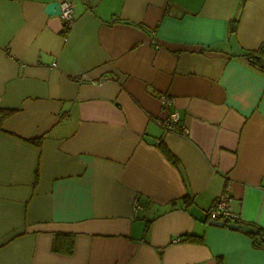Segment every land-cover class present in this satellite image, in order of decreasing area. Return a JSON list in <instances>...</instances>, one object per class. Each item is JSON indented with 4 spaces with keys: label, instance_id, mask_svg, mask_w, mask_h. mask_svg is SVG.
Segmentation results:
<instances>
[{
    "label": "crops",
    "instance_id": "crops-1",
    "mask_svg": "<svg viewBox=\"0 0 264 264\" xmlns=\"http://www.w3.org/2000/svg\"><path fill=\"white\" fill-rule=\"evenodd\" d=\"M53 1L0 0V264H264L206 215L264 229V0Z\"/></svg>",
    "mask_w": 264,
    "mask_h": 264
},
{
    "label": "built area",
    "instance_id": "built-area-1",
    "mask_svg": "<svg viewBox=\"0 0 264 264\" xmlns=\"http://www.w3.org/2000/svg\"><path fill=\"white\" fill-rule=\"evenodd\" d=\"M244 1V0H241ZM74 7L71 0H62L60 2L59 16L63 20V28L70 30L74 26ZM158 99L163 108L168 109L172 104V99L166 93L158 94ZM158 122L166 131H178L182 134L187 133V129L181 123V117L177 110L171 109L166 116L159 119ZM229 193H222L213 201L212 206L206 211V215L211 220L235 222L236 215L229 208ZM180 239V238H178ZM174 239V241L178 240Z\"/></svg>",
    "mask_w": 264,
    "mask_h": 264
},
{
    "label": "trees",
    "instance_id": "trees-1",
    "mask_svg": "<svg viewBox=\"0 0 264 264\" xmlns=\"http://www.w3.org/2000/svg\"><path fill=\"white\" fill-rule=\"evenodd\" d=\"M235 30V25L231 26V31ZM249 60L253 61L254 63L264 67V47H260L256 51H246L243 53ZM13 112L12 109L8 108H0V129H2V123L11 113ZM35 142H39L38 137L32 139ZM165 155L174 162V158L171 153L167 149H163ZM252 239V244L255 247H264V229L258 227V232L254 234H249ZM66 236L62 233H55L52 247L54 250L70 253L73 249L72 246V239L70 242H66L67 240L63 239ZM199 240V239H198Z\"/></svg>",
    "mask_w": 264,
    "mask_h": 264
},
{
    "label": "water",
    "instance_id": "water-1",
    "mask_svg": "<svg viewBox=\"0 0 264 264\" xmlns=\"http://www.w3.org/2000/svg\"><path fill=\"white\" fill-rule=\"evenodd\" d=\"M45 11L48 14H59L60 13V3L58 1H53V2L48 3L45 7ZM210 223L217 224V225L225 224L224 221H218V220H213V219L210 221ZM227 226L232 229H240L244 232L251 233V234L258 232L257 226H252V225L245 224V223L228 222Z\"/></svg>",
    "mask_w": 264,
    "mask_h": 264
}]
</instances>
